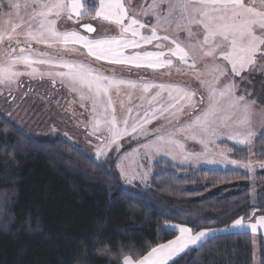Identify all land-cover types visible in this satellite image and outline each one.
I'll return each mask as SVG.
<instances>
[{
  "label": "trees",
  "instance_id": "1",
  "mask_svg": "<svg viewBox=\"0 0 264 264\" xmlns=\"http://www.w3.org/2000/svg\"><path fill=\"white\" fill-rule=\"evenodd\" d=\"M221 145L235 161L264 162V139L247 150ZM153 172L147 188H129L116 161L108 167L65 138H39L0 115V264H119L122 254L174 239L166 225L218 230L264 215V170L253 177L160 161ZM256 248L264 264L263 237L218 234L170 264H255Z\"/></svg>",
  "mask_w": 264,
  "mask_h": 264
},
{
  "label": "snow or ice",
  "instance_id": "2",
  "mask_svg": "<svg viewBox=\"0 0 264 264\" xmlns=\"http://www.w3.org/2000/svg\"><path fill=\"white\" fill-rule=\"evenodd\" d=\"M164 5L166 8L162 9ZM90 8L91 10L89 0L0 2V12L4 16L0 20V45L8 42L10 48L6 61L0 62V84H11L23 74L36 75L39 70L33 67L35 64L54 65L62 69L49 71L48 75L59 77L62 82L67 81L73 91L79 90L81 100H91L93 119L90 135L100 141L97 154L101 156L113 145L118 149L119 140L127 136L146 137L148 143L143 147L145 156L148 157L157 153L172 155L177 151L183 152L184 144L177 137L198 140L205 149L224 137L243 145L245 150L252 144L253 138L264 139V114L261 130L257 133L251 121L255 101L237 96L235 84L228 75L230 72L239 76L256 63L258 54L264 58V0H152L144 12V15L152 13L155 16L156 24L150 26L130 15L123 0H98V4L92 2ZM22 9H31L27 19L20 16ZM85 16L113 22L119 26L121 35L90 38L75 30H57V21L61 17L79 21ZM82 27L88 33L95 31L91 24H84ZM145 27H149L150 34L142 32ZM168 27H174L177 35L170 36ZM161 28L163 35L158 34ZM21 32L28 42L80 45L90 56L112 64L158 69L172 66L173 59L178 58L184 64L191 61L189 66L193 69L205 66L211 78L200 80L199 86L206 93L207 102L205 103L203 95L197 96L196 90L190 88L148 82L138 85L136 81L105 75L83 63L34 54L31 47H20L19 55H14L16 48L11 47V42L15 39L16 44H19ZM180 33L186 35L188 40H180ZM193 37H196L194 42ZM161 42L168 45L166 49ZM145 45H153L156 50L125 54L126 49H140ZM194 50L199 52L201 64L197 63L192 54ZM207 58L220 60L222 63L202 65ZM20 64L31 71H19L16 66ZM195 75L199 78V73ZM222 77L228 79L221 82ZM122 85L131 88L139 86L144 93L155 89L149 104L156 101L162 91H167L168 103L154 106L150 110L142 109L143 114L138 112V119L134 123L129 126L125 120L121 125L117 120L110 92ZM185 107L190 109L188 121L166 133L157 131L154 138L149 134L146 125L160 118L178 117L183 114ZM238 113L240 116L236 118ZM102 124L108 132L106 140L97 136ZM258 163L264 168V162ZM243 167L251 168L252 162L249 161ZM146 175L145 173L140 178L143 179ZM171 227L176 228L179 233L174 239L151 247L145 254H122L117 257L119 264H170L179 254L191 250L193 246L203 247L212 238L210 229L193 232L191 227L183 224ZM233 227H250L252 232H256L258 227H264V215L259 217L257 223L247 226L243 218L236 219ZM102 252L108 253L110 257L112 255L108 245H105Z\"/></svg>",
  "mask_w": 264,
  "mask_h": 264
},
{
  "label": "rangeland",
  "instance_id": "3",
  "mask_svg": "<svg viewBox=\"0 0 264 264\" xmlns=\"http://www.w3.org/2000/svg\"><path fill=\"white\" fill-rule=\"evenodd\" d=\"M94 1L98 2V0ZM0 2L6 4L7 0H0ZM123 2L130 15L136 16L145 25L156 24L155 16L152 13L144 15L146 7L152 3V0H123ZM246 2H249V0H246ZM164 8H166V5L162 6V9ZM30 11L31 9H22L20 16L27 19ZM3 19V13L0 12V20ZM84 24L95 26L96 32L93 35L87 34L82 30V25ZM56 27L59 31L75 30L90 38L119 37L121 35L119 26L113 22L103 21L102 19H91L88 16L81 18L79 21L61 17L57 21ZM142 32L145 35L150 34L149 27L142 29ZM158 34H164L163 28L160 29ZM168 34L170 36L177 35L174 27H168ZM179 38L182 41L188 40V37L183 33L179 34ZM18 39L20 41L19 44H16L15 39L11 42V47L16 48L14 55H19L20 47H31L34 54H43L54 59H65L83 63L105 75L136 81L138 85L148 82L175 84L190 88L196 90L197 96L203 95L205 103L207 102L206 93L199 84L200 80H209L211 78L209 70L205 66L193 69L189 66L191 61H189V64H184L178 58H174L172 66L169 67L158 69L147 67L136 68L134 66L112 64L108 61L97 60L95 57L90 56L87 50L80 45L69 44L65 46L59 42L51 44L36 43L34 41L28 42L23 32H21ZM192 40L194 42L196 37H193ZM161 43L166 49L168 45L163 42ZM144 50L155 51L156 49L153 45H145L140 49H126L125 54L142 52ZM9 51L8 42L0 45V62L6 61ZM192 54L196 57L197 63L201 64L199 52L194 50ZM214 62L222 63L220 60L213 61L211 58H207L202 62V65H211ZM16 67L21 72L31 71V69H28L23 64ZM33 67L39 70L36 75L23 74L17 77L15 82L11 84H0V115L11 121L16 127L21 128L24 132L31 133L39 138H65L75 146L89 153L96 160L105 161L108 167H111L113 161H116L117 170L129 188L133 189L135 186L147 188V182L154 173V167L160 161L170 162L180 168H193L196 170L204 168L223 170L242 169L253 177L261 172V170H264V168L259 166V163L253 161L251 158L245 161L233 160L230 157V150L222 146L221 142L226 141L234 145L239 144L224 137L217 140L214 145H209L207 149L198 140L177 137L184 144L183 152L177 151L172 155L157 153L148 157L145 156V148L143 147L144 144L148 143L147 138L127 136L119 140L120 147L118 149L113 145L105 155H98L97 149L101 146L100 141L95 136L90 135L91 121L93 119L91 100H81L79 90L73 91L67 81L62 82L59 77L48 75L49 71L62 70L59 67L47 64H35ZM196 73H199V78L195 75ZM228 75L235 84V94L237 96H245L246 99L255 101L251 121L254 130L258 133L262 127V114H264V58L258 54L256 63L243 71L239 76H234L230 72ZM227 79L228 77H222L221 82ZM155 91L153 89L149 93H144L139 86L131 88L127 85H122L118 89H112L110 94L118 122L122 125L127 120L130 126L138 119V112L141 115L143 114L142 109L150 110L154 106L167 104V91H162L156 101H152L151 104L148 103ZM85 95L87 94L85 93ZM98 111H101V109H98ZM189 111L190 109L185 107L183 114H179L178 117H170L169 119L160 118L151 122L146 125L149 134L154 138V134L157 131L166 133L184 124L189 120ZM239 116L240 114L238 113L236 118H239ZM97 136H100L103 140L107 139L108 132L103 124ZM239 146L244 147L243 145ZM126 148L127 150H124ZM232 161L236 163H232ZM249 161L252 162V167H243ZM121 169H123V172ZM145 173L147 175L141 179L140 177ZM132 176L136 178H128ZM169 229L178 231L174 227ZM258 250L256 248L255 264H260Z\"/></svg>",
  "mask_w": 264,
  "mask_h": 264
},
{
  "label": "crops",
  "instance_id": "4",
  "mask_svg": "<svg viewBox=\"0 0 264 264\" xmlns=\"http://www.w3.org/2000/svg\"><path fill=\"white\" fill-rule=\"evenodd\" d=\"M222 143V142H221ZM233 144V143H232ZM260 216L256 217L255 219H253L252 221H244V224L247 226L249 224H252V223H257L258 222V219H259ZM233 224L232 223L229 228H225V229H218V230H212L211 231V237H214V236H218V234H229V233H241V232H249L251 233L252 235H255V236H261L263 237L264 239V227H258L257 228V231L256 232H252L251 228L250 227H245V228H234L233 227ZM167 229L169 228H172L171 225H167L166 226ZM171 230V229H170ZM178 231H177V235H178ZM192 248H196V246H193ZM184 253H181L179 254L177 257H175L174 259L178 258L179 256L183 255ZM173 259V260H174ZM170 261L171 262H173Z\"/></svg>",
  "mask_w": 264,
  "mask_h": 264
},
{
  "label": "water",
  "instance_id": "5",
  "mask_svg": "<svg viewBox=\"0 0 264 264\" xmlns=\"http://www.w3.org/2000/svg\"><path fill=\"white\" fill-rule=\"evenodd\" d=\"M83 26V25H82ZM93 26V25H92ZM93 28H95V31L94 32H92V33H88L87 32V30L86 29H84L83 27H82V30L84 31V32H86L87 34H89V35H93L95 32H96V27L95 26H93Z\"/></svg>",
  "mask_w": 264,
  "mask_h": 264
}]
</instances>
